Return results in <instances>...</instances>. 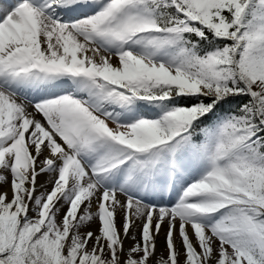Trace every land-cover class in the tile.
Returning <instances> with one entry per match:
<instances>
[{"label": "snow or ice", "instance_id": "obj_1", "mask_svg": "<svg viewBox=\"0 0 264 264\" xmlns=\"http://www.w3.org/2000/svg\"><path fill=\"white\" fill-rule=\"evenodd\" d=\"M0 264H264V0H3Z\"/></svg>", "mask_w": 264, "mask_h": 264}, {"label": "rangeland", "instance_id": "obj_2", "mask_svg": "<svg viewBox=\"0 0 264 264\" xmlns=\"http://www.w3.org/2000/svg\"><path fill=\"white\" fill-rule=\"evenodd\" d=\"M46 179H47V177H46ZM46 179L42 180V178H40V183H44V182L46 181ZM134 231H135V229H134ZM157 243H158V248H159L160 250H162V249H163V236H161V237L158 239Z\"/></svg>", "mask_w": 264, "mask_h": 264}, {"label": "bare ground", "instance_id": "obj_3", "mask_svg": "<svg viewBox=\"0 0 264 264\" xmlns=\"http://www.w3.org/2000/svg\"><path fill=\"white\" fill-rule=\"evenodd\" d=\"M3 2V0H0V3H2ZM42 178V180H44V179H46V177H41Z\"/></svg>", "mask_w": 264, "mask_h": 264}]
</instances>
